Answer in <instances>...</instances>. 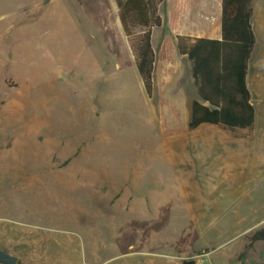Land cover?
Wrapping results in <instances>:
<instances>
[{"label":"rangeland","instance_id":"obj_1","mask_svg":"<svg viewBox=\"0 0 264 264\" xmlns=\"http://www.w3.org/2000/svg\"><path fill=\"white\" fill-rule=\"evenodd\" d=\"M252 7L254 135L240 140L187 129L190 63L164 30L147 99L112 0H0V250L17 264H264L262 242L238 260L264 227V0Z\"/></svg>","mask_w":264,"mask_h":264},{"label":"trees","instance_id":"obj_2","mask_svg":"<svg viewBox=\"0 0 264 264\" xmlns=\"http://www.w3.org/2000/svg\"><path fill=\"white\" fill-rule=\"evenodd\" d=\"M112 1L143 92L150 99L156 60L151 36L152 29L162 24L158 10L163 0ZM251 17L252 0H221L219 40L175 37L177 53L190 63L196 94L189 106L186 124L189 131L210 125L233 139L253 137L255 108L246 82L255 46ZM256 242L264 243V227L248 236L239 261ZM182 264L195 262L188 259Z\"/></svg>","mask_w":264,"mask_h":264},{"label":"crops","instance_id":"obj_3","mask_svg":"<svg viewBox=\"0 0 264 264\" xmlns=\"http://www.w3.org/2000/svg\"><path fill=\"white\" fill-rule=\"evenodd\" d=\"M164 5L168 7L166 11L169 18L168 21L167 20L165 21V19L161 18L162 24L158 29L165 31L164 34L162 35L163 44L165 43L167 45V41L170 42L173 40L176 56H179L181 58L185 57L179 55L176 51L175 48L176 36H184L190 38H205V39H213V40L220 39L221 0H163L159 6V10H158L159 15ZM252 13H253V7H252ZM153 29H152V33H153ZM157 49H158L159 57H163L162 51L164 47L160 48L157 46ZM176 56H175V60H176ZM247 77H248V72H247ZM247 77H246V82L248 87ZM153 79H154V73H153Z\"/></svg>","mask_w":264,"mask_h":264},{"label":"water","instance_id":"obj_4","mask_svg":"<svg viewBox=\"0 0 264 264\" xmlns=\"http://www.w3.org/2000/svg\"><path fill=\"white\" fill-rule=\"evenodd\" d=\"M17 257L0 250V264H17Z\"/></svg>","mask_w":264,"mask_h":264}]
</instances>
